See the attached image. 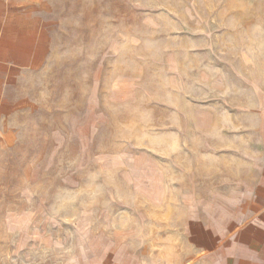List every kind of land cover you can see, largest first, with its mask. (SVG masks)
I'll use <instances>...</instances> for the list:
<instances>
[{"label": "rangeland", "instance_id": "1", "mask_svg": "<svg viewBox=\"0 0 264 264\" xmlns=\"http://www.w3.org/2000/svg\"><path fill=\"white\" fill-rule=\"evenodd\" d=\"M0 104V264H207L264 130V0H44Z\"/></svg>", "mask_w": 264, "mask_h": 264}, {"label": "crops", "instance_id": "2", "mask_svg": "<svg viewBox=\"0 0 264 264\" xmlns=\"http://www.w3.org/2000/svg\"><path fill=\"white\" fill-rule=\"evenodd\" d=\"M44 0H0V104L7 73L35 66L46 55V44L34 20H42ZM262 145L256 147L254 169L249 178L240 176L239 219L229 241L204 258L207 264H264V130Z\"/></svg>", "mask_w": 264, "mask_h": 264}]
</instances>
